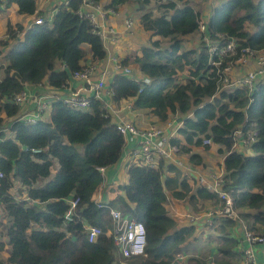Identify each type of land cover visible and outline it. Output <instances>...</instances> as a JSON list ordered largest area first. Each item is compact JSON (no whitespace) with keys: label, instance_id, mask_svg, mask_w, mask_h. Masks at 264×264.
<instances>
[{"label":"trees","instance_id":"obj_1","mask_svg":"<svg viewBox=\"0 0 264 264\" xmlns=\"http://www.w3.org/2000/svg\"><path fill=\"white\" fill-rule=\"evenodd\" d=\"M101 1L68 0L66 6L56 8L50 23L26 30L6 24L7 42L1 45L9 49L0 80V113L5 115L0 119V131L7 129L11 136L0 132V207L10 224L5 227L0 221V228L10 249L0 264L237 263L234 221L217 218L209 229L212 232H203L198 238L195 226L180 227L169 215L168 196L185 202L195 213L217 209L221 201L204 187L192 188L175 165L163 160L156 168L130 165L124 197L108 204L140 222L146 231L145 255L122 257L114 245L109 209L98 208L93 201L102 183L98 169L117 164L124 147L123 135L104 117L99 101L93 99L87 110L54 101L46 119L32 125L16 121L21 107L12 98L25 85L47 81L51 89L61 90L73 73L105 59L101 38L88 20L78 16L82 4ZM130 1L111 0L108 9L115 11ZM152 1L163 10L161 15L155 17L146 9L151 0H135L137 11L142 12L140 24L150 34L147 45L121 60L151 82L144 85L115 75L109 87L111 99L115 104L130 100L132 109L149 110L160 123L178 115L182 126L177 134L184 142L178 138L170 142L194 166H202L204 159L193 148L206 153L209 147L203 141L210 140L222 157L223 191L230 195L247 228L263 232L264 85L252 92L244 87L217 90L221 71L234 64L242 50L264 52V0H218L206 24L193 4L209 6V0ZM0 5H15L25 16L35 15L37 9L36 0H3ZM195 35L194 41L186 40ZM230 40L236 43V53L219 68L213 67L210 61L217 57L209 55L207 43L224 47ZM188 41L189 49L185 48ZM238 129L243 135L254 133L256 138L246 150L233 148V134ZM74 145H81L83 153L75 151ZM54 162L58 169L53 174ZM165 169L173 175L163 181ZM68 200L78 203L74 221L64 226ZM83 223L101 230L94 243L87 241ZM187 246L196 254L181 258Z\"/></svg>","mask_w":264,"mask_h":264},{"label":"built area","instance_id":"obj_2","mask_svg":"<svg viewBox=\"0 0 264 264\" xmlns=\"http://www.w3.org/2000/svg\"><path fill=\"white\" fill-rule=\"evenodd\" d=\"M0 1L2 2L3 0ZM67 2L68 1H65L62 5L66 6ZM98 4L99 3L82 4L78 10V16L91 23L95 33L101 38V41L102 38H107L110 41L116 40V31L112 27L105 25L104 22L109 14H114L115 12L111 9L106 10L101 8ZM98 17H100L101 20H99ZM44 22L47 21H44L42 18H34L32 25H41ZM125 26L127 30H130L132 22L130 20H126ZM203 29L204 28L201 26V30ZM207 47L209 55H215L217 57L216 61H212V59L210 61V64L215 68H219L224 59H227L236 53V43L234 40H230L224 47H219L218 44L208 42ZM242 53V56L234 64L227 65L221 71V74L219 75L220 85L217 93L233 87H244L249 92H252L257 85H264V53L252 52L249 49L242 50ZM105 59L103 61H105ZM250 60L255 62V69L249 70L245 74L242 73V75L234 78L232 75L234 66L237 64H245ZM112 63V72L114 76L118 74L124 75L130 77V79L134 81H141L144 85L150 84L151 80L147 77L142 79L135 78L130 66H124L122 62L117 60L112 61ZM100 64L101 63L88 65L83 67L82 70L73 73L70 76L69 81H78L82 83L83 86L80 89L71 91L70 93H66L64 95H56L50 92L32 94L29 87L38 88L41 87L42 83L38 85H25L24 90L12 98V103L21 107L20 113L16 117V121H20L28 125L35 124L39 120L43 119L54 101H61L71 109L87 110L91 101L94 99L100 102L102 109L105 111L104 117L109 118L116 126L117 130H119V132L123 135L124 147L128 143H133L134 147L131 149L130 153L132 157V165H144L156 168L158 162L163 160L169 164L175 165L179 169H185L190 172L191 170L185 168L184 163L179 158L181 155L179 153V147L172 145L170 142L171 139L176 137V131L182 126V122H178L176 124V131L174 130L175 132L168 134L160 128L150 127L147 129H140L131 122L116 118V116L112 117V109L109 101L107 100L110 99L112 101L111 90L109 88L110 85L106 84L107 70L106 68L99 66ZM28 102L33 103L34 109L30 112H23L22 108ZM112 103L115 104L113 101ZM130 108L132 109V106ZM0 132H4L7 136L11 135L10 131L4 128ZM233 136V148L239 151L248 149V147L256 141L254 133L243 135L241 129L235 131ZM203 145L211 147L212 143L210 140H204ZM38 152L39 151H35V153ZM105 169L106 168L98 169L102 176V183L103 172ZM223 176L224 173L222 169L209 175L198 176L197 187H204L207 191L215 193L221 201V206L208 212L204 216H201L202 220L195 218L196 216L188 217L189 222L192 226L198 223L199 227L210 229L215 225V220L217 218H228L234 221L236 223L234 229L238 231L235 233L238 240V249L236 252L238 258L237 264H260L258 260L259 257L264 263V231L258 233L250 231L246 224L239 218L237 211L233 208L230 195L222 189L224 185ZM0 177H2L1 173ZM67 203L69 206L67 212L63 216L64 226L74 221L78 200H68ZM96 205L98 208L109 209L113 222L112 231L114 245L122 257L128 258L132 256L145 255L147 242L144 226L140 222L135 221L133 218L123 216L120 211L110 208L108 204L97 203ZM195 227L196 230L199 229L198 226ZM34 229H38V227ZM83 230L89 243H94L102 234L98 227L90 226L86 223H83Z\"/></svg>","mask_w":264,"mask_h":264},{"label":"crops","instance_id":"obj_3","mask_svg":"<svg viewBox=\"0 0 264 264\" xmlns=\"http://www.w3.org/2000/svg\"><path fill=\"white\" fill-rule=\"evenodd\" d=\"M65 1H68V0H36L37 9H36V14L33 16H25V15L19 14L18 8L15 5H10V6L0 5V80L3 77V69L7 64L6 55L9 49V47H5L1 45V43L3 44L7 42L6 24L9 22L11 25H21L26 30L29 27H31L34 18H42L44 21H47L48 23H50L55 13V8L62 5V3H64ZM151 2L154 3L155 1L151 0ZM110 3H111V0H102L98 5L101 8H104L107 10ZM137 9H138V6L135 3V0L134 1L131 0L129 3L123 6H120L116 11H114L115 12L114 14H109L104 21L105 25L112 27L117 33L116 40L110 41L107 38H102V44L106 52V59L105 61L101 62L99 66H102L103 68H106L107 70V79H106L107 85H110L111 80L114 77L113 72H112V68H113L112 61L117 60L121 62V60L124 57L128 56L130 53L137 52L142 46L147 45V40L149 39L150 34L146 33L143 30L140 24V17H141L142 12L139 13ZM198 9H199L198 13H200V16H201L200 19L202 20V24H206L208 17L211 15L212 8L209 10L210 12H208L205 9H201L200 6H198ZM153 15L156 17L159 14H157L154 11ZM98 18L99 20H101L100 17ZM126 20H130L132 22V27L130 30H127L125 26ZM194 38H196V35L193 36V38L191 36L187 38L186 40L191 41ZM86 58L89 59L88 56ZM86 65H88V63ZM57 67L59 69H62V66H60V64H58ZM130 68L132 69V73L135 75V76L133 75L135 78L137 79L144 78L138 73L135 66L131 65ZM253 69H255V62L253 60H250L245 64L235 65L232 75L235 78V77H238L239 75H242V73L245 74L247 71L253 70ZM82 86L83 84L78 81H69L68 85L62 90H53L48 86L47 81H43L41 84V87H38V88L29 87V90L32 94H43L46 92H50L56 95H64L66 93H70L71 91L80 89ZM107 100L109 101L111 109H112L111 111L112 117L116 116V118H120L122 120L131 122L140 129L156 127V128H160L161 130H164L168 134H171L172 132L176 131L175 127H176V124L178 123V119H179L178 115L170 116L169 119L165 123H160L155 117L152 116L149 110L131 109L130 107L132 106V101L130 100L123 101L117 105L113 104L110 99H107ZM33 109H34L33 103L28 102L22 108V111L30 112ZM49 111L50 109H48L43 119H46L48 117ZM0 119H5V115L3 113H0ZM175 136H174L175 138L181 139L179 135L177 134V131H176ZM133 147H134L133 143H128L123 148L122 155H121L119 162L111 167H107L104 170L103 183L100 185V187H98V189L94 193L96 195L93 197V201L95 204L97 203L110 204V202L116 199V197L118 196L117 190H115L116 181L120 179L122 175L127 174V170L129 166L132 165V157L130 153ZM196 152L199 153L204 159L203 161L204 165L194 166L190 163L188 165L184 164L185 168H188L191 170L190 172L185 169L182 170L178 168L179 171L181 172L182 177H184L187 180V183L192 188L197 187L199 175L205 176L211 173H215V172H207V170H209L208 169L209 163H206L207 162L206 154L202 152L201 149L196 150ZM182 156L183 154H181L179 158L181 159ZM164 172L167 174V176L173 175L167 170ZM169 202H171L170 205H169ZM182 203H185V202L174 200L170 198L169 196L167 197L168 213L174 219H176L177 217L181 218L182 216H185L186 218L191 217L189 215L191 213V210L187 207L185 203L184 211H183ZM205 214L206 212L192 213V216H196L195 218L202 220L201 216H204ZM176 222L179 224L180 227L189 226V225H184L181 221L176 220ZM196 225L197 224H195L194 226ZM34 228H37V227L34 226ZM199 228H203V227H199ZM201 230L203 231V229ZM234 232L237 233L238 231L234 229ZM202 233L203 232H200V230L197 229L195 231V236L199 238L200 236H197V235H200V234L202 235ZM194 253L196 254L195 250L191 247L190 248L188 247V249H186L185 255H181V258H184L187 255H191ZM8 254L9 253H6L5 257H7ZM209 256L210 258H212L213 252L210 251ZM258 260L260 264H264L260 257ZM237 263H234V264H237Z\"/></svg>","mask_w":264,"mask_h":264},{"label":"rangeland","instance_id":"obj_4","mask_svg":"<svg viewBox=\"0 0 264 264\" xmlns=\"http://www.w3.org/2000/svg\"><path fill=\"white\" fill-rule=\"evenodd\" d=\"M132 1H134V0H132ZM209 3H210L209 6L201 7V9H205L208 12H210L209 10L213 6L217 5L218 0H209ZM177 5H178V7H182V3H180V2H177ZM157 6H158V4H156V2H154V3L151 2V4H149L146 7V9L149 10V11H153V12L155 11L157 14H160L161 15L162 12H160V11H163V10L158 9ZM193 8H194V10L199 11L198 6H196L195 3L193 4ZM189 46H190V44L187 42L185 48L189 49ZM133 110H135V109H133ZM181 140L183 141L182 138H181ZM74 149H75V151H77L80 154H82L83 151H84V148L81 145H74ZM196 150H198V149L197 148H193L192 151H195L196 152ZM201 151L205 153V151H203V150H201ZM205 154L207 156L206 157V159H207V162L206 163H209V166H208V169L209 170H207V172H218V171H220L222 168H221V165L219 163L222 162V157H221V155H217L216 150H215V147L214 146L209 147V151L206 152ZM247 154L250 155L251 154V151L250 150H247ZM181 159H182V161L184 162L185 165H188L190 163L189 160H188V156L186 154H183V156H182ZM57 169H58V164L56 162H54L53 168H52L53 174H54V172L57 171ZM166 178H167V174L164 172V174L162 176V180L164 181ZM127 182H128L127 174L122 175L120 177V179H118L116 181L115 190H117V193H118V196L117 197H120V198H123L124 197L123 190H124V186H126ZM15 187H18V186L16 185ZM12 193L13 194H17L16 193V189L15 190L13 189V192ZM94 196H96V195L93 194V197ZM170 203L171 202H169V205H170ZM184 204L185 203H182V205H183L182 206V210L183 211H184ZM210 210L212 211L213 209H210ZM210 210H209V212H210ZM192 213H195V212H192L191 211V213L189 215L192 216ZM207 213L208 212L206 211V214ZM175 220L181 221L184 225H191L190 222H189V219L186 218L185 216H182L181 218H178L177 217ZM0 221H2L4 223L3 226H5V227L9 226V224H10V221L6 219V215H5V212L2 210V207H0ZM198 226H199V224H198ZM201 229H203V228H199L198 230H200V232H204V233H211L212 232L209 229H203V231ZM3 231L4 230L2 228H0V260H5L6 259L5 254L6 253H9L8 243H7V240H6V237H5ZM197 236H201V234L200 235H197Z\"/></svg>","mask_w":264,"mask_h":264}]
</instances>
